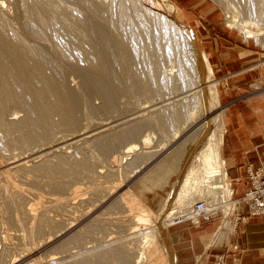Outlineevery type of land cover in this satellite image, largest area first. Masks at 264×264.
<instances>
[{"label":"rangeland","instance_id":"rangeland-1","mask_svg":"<svg viewBox=\"0 0 264 264\" xmlns=\"http://www.w3.org/2000/svg\"><path fill=\"white\" fill-rule=\"evenodd\" d=\"M169 1L176 7L175 20L196 34L203 53L195 31L198 13L206 14L213 31L255 50L256 56L245 64L252 70L234 79L228 75L223 80L212 67L219 101L211 102V115L221 110L220 105L226 108L220 101L223 83L231 98L264 93V76L257 77L254 68L264 67V0ZM0 2L1 37L14 46L32 49L41 61L43 76L62 84L74 105L70 124L63 122L57 102L50 103L55 105L47 107L46 115L38 98L10 78L20 101L5 106L4 121H26L29 115L44 120L26 124L29 132L40 136L33 141L23 139L18 129L6 134L0 129V168L8 169L13 160L26 163L23 170L10 172L12 185L4 181L0 169V264H78L85 259L109 264L114 262L109 250L116 246L123 247L128 264H143L146 251L158 263L170 264L168 249L148 248L157 236L155 229L161 226L166 231L196 198L218 201L225 215L230 206L224 201L230 194H225L235 188L231 183L228 187L226 169L223 188L219 178L203 173L197 176L199 181H193L195 172L207 162L201 158L200 138L193 148L183 145L191 127L190 112L198 110L199 100L192 89L199 81L192 47L155 15L163 14L157 10L156 0H137L139 4L128 0L125 11L121 0ZM241 22L253 36L245 37L235 26ZM102 41L106 44L101 45ZM10 58L11 54H5L8 64ZM32 76L38 86L42 81L35 73ZM100 82L114 88L111 101ZM216 119L223 159L225 117ZM135 125L142 126L140 136L133 142L123 141L122 132ZM131 143L137 149L126 152ZM138 156L142 161L136 164ZM38 162L50 164L54 171L36 167ZM78 163L85 168L76 170ZM199 183L200 189L194 193ZM154 185L158 192L152 191ZM239 192L233 191L232 196ZM122 193H129L127 198L137 202L135 207H148L149 218L140 222L131 217L132 211L120 200ZM225 226L223 223L218 229L227 232ZM218 229L211 242L223 238ZM156 251H161V258Z\"/></svg>","mask_w":264,"mask_h":264},{"label":"bare ground","instance_id":"bare-ground-1","mask_svg":"<svg viewBox=\"0 0 264 264\" xmlns=\"http://www.w3.org/2000/svg\"><path fill=\"white\" fill-rule=\"evenodd\" d=\"M131 1L132 2L134 1L135 4L136 3L139 4V2H137V0H130V2ZM127 2H128V0L127 1L121 0V7L124 11L128 6ZM0 5H2L1 2H0ZM156 6H158L157 10H159L163 14L156 13L155 15H157V17L160 20L165 21L164 23H167V25L169 24L170 28L172 27L173 30L175 32H177V34L180 35L182 38L184 37L186 42H188V44H190V46L192 47L194 59L196 62V68H197V72H198V76H199L198 77L199 81L197 80V82L194 85L195 87L192 88L194 90L193 96H195V97L198 96V99H199V100L197 99L199 102L197 101L198 105L196 107V109H198V110H192L190 112V115H191L190 119H192L191 120V127L188 130H186V132H188L187 133L188 135H187L183 145H189L190 147L193 148L195 145V142L200 138L201 142H202L201 143V149L203 150V153L201 152L203 155L201 158L205 159V162H207V164L204 163L202 165L203 169H200L199 171L195 172L194 177H196V178H194L193 181H195V180L199 181L197 179V176L200 173H203L204 175H208L210 178H212L213 176H214L213 177L214 179L219 178L218 184H222V186H220V185L219 186L223 188L224 187L223 184H225L224 181H225V177H226L225 176L226 174L224 172L225 171V161H223V159L221 158L220 147H219V130H218L219 125H218V121H217L216 117L219 115L220 118H224L225 108L220 105L221 110L217 114H215V115L210 114L214 108L212 103H211L213 101V99L215 100L214 102H216V103H218L217 101H219V94H218L219 92H218V90H216V88L215 89L213 88L215 86V81H213V79H212V77H213L212 72L213 71H212L211 62H209L205 53H203L202 50L198 48V45H197L198 42H197L196 34L193 33L191 30H189L188 28H184L177 20H175V18H174V10L176 9L175 5H173V3L169 0H156ZM227 9L231 10L232 7L229 5L227 7ZM146 10H149V8L146 7ZM235 26H237L239 28V30L244 32L245 37L248 38V37L253 36L252 35L253 32H250L248 30V27L244 23L241 22L240 24L235 25ZM233 27H234V25H233ZM257 36H258V34H257ZM105 44H106V41L101 42V45H105ZM27 53L29 55H31L33 58L30 57ZM5 54H11L9 64L5 60ZM41 68H42L41 67V61H40V59L38 60L36 58V55L32 49L14 46L10 42L3 39L0 35V129L5 134L12 132L13 129H18V130H20L21 136L25 140L33 141V140H35V138L40 139V136L36 137L37 134H33L27 130L26 124L28 122L36 124V123H39V121H41L43 119V117L42 118H34L32 115H29V117L26 119V121L15 120V119H12V121H9V122L4 121L3 117H4V113H5V111H4L5 106L12 105V104H15L16 102L20 101V96H18L17 93L15 91H13L11 88V82H10L11 77L14 78L16 80V82H18L19 84H22L24 86V88H26L29 92H31V94L33 93V95L38 98V102H39L38 106L40 109L42 107V109L45 111L46 115L49 112V110H47V107L50 105V103H56L57 102V104L59 105L58 107L60 109V112L63 114V117H64L63 122H67V123L73 122L74 110L72 108H74L73 107L74 105H72L73 102H72L71 97L67 94V92H66V90L62 84L52 83V81H49L45 76H43V74L41 72ZM34 73L39 78V80L42 81L38 86L36 85V82L33 81V79H35V77L32 76V74H34ZM211 81H213L212 86L210 84ZM100 83H101L102 89L105 91V94H107V96H108L107 97L108 100L111 101V99L113 98V95H114V92H113L114 88L110 87L107 82H100ZM208 84H210V86ZM47 94L50 95L49 98H48ZM24 102L25 101H22V103L25 105V107L28 108L27 107L28 104L24 103ZM53 105H55V104H51L49 107L50 108H51V106L54 107ZM29 106H31V105L29 104ZM49 107H48V109H49ZM58 107H57V110H58ZM45 114H44V116H45ZM195 114H196V117L193 118L192 116H194ZM38 117H39V115H38ZM41 123H42V121H41ZM107 123H105V124H107ZM139 126H141V125H139ZM139 126L135 125L134 129L129 128V131H127L128 130L127 129L126 132H124V133L122 132V134L120 135L122 140L126 141V142L127 141H129V142L135 141V139H137L140 136L139 135L140 134V128L142 126L141 127H139ZM186 127H188V126H186ZM130 129H132V130H130ZM5 134H3V135L5 136ZM81 135H82V133H81ZM21 142L23 143V141H21ZM27 142L28 141H26V143ZM143 142H144V140H143ZM101 145H99V146H101L104 153H107L108 152L107 147L103 144H101ZM125 149L127 150L126 152L132 153V151L137 149V145L131 143V145H129ZM129 153H127V154H129ZM37 157H39V156H37ZM141 161H142V157L138 156L135 158L134 162L136 164H139V163H141ZM43 162H44V160H43ZM23 163L21 161L20 162L19 161L14 162V160H13V163L8 162V165H9L8 169H5L4 167L0 168V169H2L1 175L5 179V180L4 179L3 180L6 183L10 184L11 183L9 181L10 180L9 179L10 178V172L13 171L14 169H17V170L22 169L23 170L24 167L26 168V166H25L26 163L25 164H23ZM42 163L41 162L40 163L38 162V164L36 163L37 164L36 167H39V168L43 167L44 170H46V171H48V170L54 171V167H52L50 164H47V163L42 164ZM6 164H7V162H6ZM76 166H77V167H75L76 170H80L83 167L85 168V165L83 163H78V164H76ZM40 170H42V169H40ZM186 172L187 171H185V173ZM184 175H186V174H184ZM181 177L183 178V175ZM177 182H179V180ZM10 185H12V183ZM161 185H164V184H161ZM200 186L201 185L199 183V187H198V189L195 190L194 193L198 192L197 190L200 189ZM145 187H148V186H145ZM150 187H152V186H150ZM156 187L157 186H155V188L152 191L158 192V190H160V189H158V187L157 188ZM159 188H160V186H159ZM126 191H125V193H126ZM138 191H140V190H138ZM206 191H208V190L206 189ZM21 192H23V191L20 190L19 193H21ZM227 192H230V191H227ZM125 193H122L123 196L120 200H122L121 202L123 204H125L126 207L129 208V211H132L131 217L136 218V220L140 221V222H144L145 220H147L150 216V212L148 210V207L144 208V206L142 207L139 204H137L139 207H135L134 203L136 201L132 202L131 199H128L129 193H127V196L125 195ZM208 193H209V191H208ZM137 194H139V192ZM228 194L229 193H227L225 195H228ZM130 195L133 196V194H130ZM193 196H191L190 199L193 198ZM120 197H121V195H120ZM144 199L147 202V199L146 198H144ZM203 200L205 201V203H210V201L207 199H203ZM139 201H141V199ZM224 201L228 202L227 199ZM188 202H189V200L186 201V203H188ZM142 204H144V203L142 202ZM219 207L222 209V206L220 205V203H219ZM26 211L28 214L32 213L31 212L32 210L30 211V209H28ZM45 211H46V209H45ZM129 211H127V212L129 213ZM221 212H223V211L221 210ZM222 216H224V214H222ZM44 218H46V217H44ZM222 218L223 219L220 222V225H222L223 223H225V225H227L226 219L224 217H222ZM47 219L48 218H46L45 223H47ZM178 219L179 220L185 219V216H180ZM44 220L45 219H43V221ZM225 228H226V226H225ZM162 230H163V228L161 226L159 228L155 229V234L157 236H156L155 240L153 242H151L152 245L151 246L148 245V248L152 249L153 247L154 248L158 247L160 250L161 248L163 249L165 247L166 250L168 249L167 251H169V255L171 257V263L174 264V260H175L174 259L175 257L173 254L174 249L172 248V244L170 242L168 235H166V231L164 230V232H162ZM134 231H136V230H134ZM134 231H131V232H134ZM217 233L222 235L223 237L225 236V233H223L222 229H218ZM133 236H134V233H133ZM139 236H142V235L140 234ZM77 238H79V236ZM155 249H157V248H155ZM109 251L110 252L108 254L114 256V260H113L114 262H109V264H128L129 263V258L127 256V253L124 251L123 247L116 246L115 248H113ZM167 251H166V253H167ZM51 259L53 260L54 258H51ZM156 259H157V257H156ZM89 260L85 259L84 261H81L78 264H97V263L99 264V263H101V262H98L101 260H94V261H91V260L89 261ZM138 263H139V261L137 262V264Z\"/></svg>","mask_w":264,"mask_h":264},{"label":"crops","instance_id":"crops-1","mask_svg":"<svg viewBox=\"0 0 264 264\" xmlns=\"http://www.w3.org/2000/svg\"><path fill=\"white\" fill-rule=\"evenodd\" d=\"M205 16L197 14L199 25L195 26V31L215 73L227 81L230 76L234 79L252 70V66L245 64L256 56L255 50L237 44L228 34L213 31ZM254 68H257L256 76L262 78L264 67ZM224 84L219 89L221 104L226 107L225 123L221 129L222 155L226 174L236 188H233L234 193L239 189L240 195L246 181L244 164L255 161L256 152L264 149V93L231 98L228 86ZM244 208L243 204L238 205L243 214L246 211ZM219 223L218 215L199 218L198 222L185 218L170 223L166 234L174 249V264H264V215L248 216L244 221H238L231 232H223L225 236L221 240L211 242ZM156 252L161 258V251ZM218 256L220 258L216 260ZM152 263L158 262L146 251L143 264ZM158 264L164 263L161 260Z\"/></svg>","mask_w":264,"mask_h":264},{"label":"built area","instance_id":"built-area-1","mask_svg":"<svg viewBox=\"0 0 264 264\" xmlns=\"http://www.w3.org/2000/svg\"><path fill=\"white\" fill-rule=\"evenodd\" d=\"M256 153L255 161H247L244 164L246 181L242 194L233 197L234 189L229 186L230 182H228L230 195L227 197V201L230 206L224 216H222L218 201L205 203L203 198L192 200L186 210L187 213L180 216H185L186 219L192 222H198L199 218L206 219L218 215L220 222L223 219L222 217L227 221L224 230L231 232L238 221H244L248 216L264 215V149ZM239 204L245 206V214L238 209ZM219 258L220 256L216 260H219Z\"/></svg>","mask_w":264,"mask_h":264}]
</instances>
